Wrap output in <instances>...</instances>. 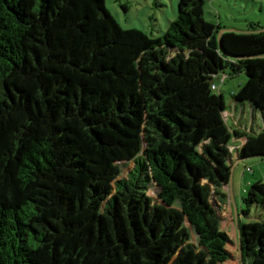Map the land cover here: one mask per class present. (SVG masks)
Wrapping results in <instances>:
<instances>
[{"label": "trees", "instance_id": "16d2710c", "mask_svg": "<svg viewBox=\"0 0 264 264\" xmlns=\"http://www.w3.org/2000/svg\"><path fill=\"white\" fill-rule=\"evenodd\" d=\"M203 4L178 0L148 38L103 0H0V264H170L178 251L173 264H264V219L239 221L264 211L262 181L242 199L236 254L222 229L234 160L212 88L243 72L232 102L264 110V31L219 46ZM232 134L237 160L264 156V127Z\"/></svg>", "mask_w": 264, "mask_h": 264}, {"label": "rangeland", "instance_id": "374dc122", "mask_svg": "<svg viewBox=\"0 0 264 264\" xmlns=\"http://www.w3.org/2000/svg\"><path fill=\"white\" fill-rule=\"evenodd\" d=\"M178 0H103L105 10L110 14L118 27L123 30H137L145 34L148 38L160 37L166 31L169 22L175 20ZM125 7V10L123 9ZM204 19L219 26L228 29L227 32H246L250 23L264 29V0H204L203 4ZM246 76L243 72L232 74L229 69L215 77L212 83L215 85L214 93L221 94L225 105L223 118L226 125L231 128L232 139L229 150L232 151L234 160V169L230 189L225 187L227 201L223 205L222 211V229L228 234L232 243L229 249L236 254V229L237 220L233 219V201L237 206V214L245 209L242 203L243 197L249 188V182L260 180L264 183V158L252 157L235 165L238 161L235 146L241 145L240 140L233 139V131L250 135L261 131L264 127V110H259L251 104L232 102V94L245 83ZM231 165V166H232ZM123 171L129 169L132 165L125 167L120 164ZM150 195H154V188L150 187ZM232 194V196H231ZM233 198V199H232ZM260 216V217H259ZM264 219V211H256V208L249 209L247 215H242L239 220L247 224L256 220ZM184 227L189 230V241L195 250H197V237L193 230L184 220ZM180 254L177 252L174 259L170 262L173 264L175 258ZM236 256V255H235ZM226 264H240L237 258H233Z\"/></svg>", "mask_w": 264, "mask_h": 264}, {"label": "water", "instance_id": "95a60500", "mask_svg": "<svg viewBox=\"0 0 264 264\" xmlns=\"http://www.w3.org/2000/svg\"><path fill=\"white\" fill-rule=\"evenodd\" d=\"M227 31H228V29H221V30L218 31L217 39H218V44H219V46H220L219 38H220L221 34L227 32ZM260 31H264V29H260V30L257 31V32H260ZM234 32H235V31H234ZM256 158H264V156H262V157H256ZM246 159H249V158H246ZM246 159H245V160H246ZM240 162H242V160H238V161L235 163V165H237V164L240 163ZM233 169H234V165H232L231 168H230V177H229L228 182L225 184V187H228L229 189H230L231 182H232ZM231 196H232V194H231ZM232 199H233V198H232ZM233 219H234L235 222H236V220H237V210H236V207H235L234 201H233ZM238 253H239V258L241 259V250H240V242H239V239H238ZM240 264H242L241 261H240Z\"/></svg>", "mask_w": 264, "mask_h": 264}, {"label": "crops", "instance_id": "0c3cea01", "mask_svg": "<svg viewBox=\"0 0 264 264\" xmlns=\"http://www.w3.org/2000/svg\"><path fill=\"white\" fill-rule=\"evenodd\" d=\"M257 133H258V132H257ZM236 140H240V138H239V139H236ZM244 142H245V138H244L243 141H241V145H242ZM241 145H237V146H241ZM234 204H235L236 210H238L235 202H234Z\"/></svg>", "mask_w": 264, "mask_h": 264}, {"label": "built area", "instance_id": "2783aa9c", "mask_svg": "<svg viewBox=\"0 0 264 264\" xmlns=\"http://www.w3.org/2000/svg\"><path fill=\"white\" fill-rule=\"evenodd\" d=\"M212 88H215V85H213Z\"/></svg>", "mask_w": 264, "mask_h": 264}]
</instances>
